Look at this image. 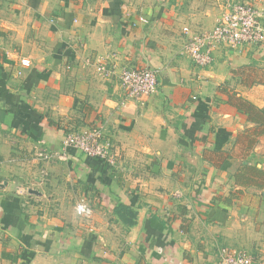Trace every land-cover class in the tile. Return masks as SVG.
<instances>
[{"label":"crops","instance_id":"1","mask_svg":"<svg viewBox=\"0 0 264 264\" xmlns=\"http://www.w3.org/2000/svg\"><path fill=\"white\" fill-rule=\"evenodd\" d=\"M226 1L0 0V264H215L222 245L243 250L246 222L264 224V127L232 85L264 75V44L221 47L208 67L185 51L184 28L212 30ZM99 58L112 76L86 65ZM136 67L158 74L142 101L120 80ZM96 127L115 166L73 147L32 160Z\"/></svg>","mask_w":264,"mask_h":264},{"label":"built area","instance_id":"2","mask_svg":"<svg viewBox=\"0 0 264 264\" xmlns=\"http://www.w3.org/2000/svg\"><path fill=\"white\" fill-rule=\"evenodd\" d=\"M184 34L187 36L185 51L188 56L198 66L208 67L213 63V53L221 47L238 49L264 44V9L242 0H227L225 9L212 30L193 34L186 27ZM22 64L30 66L31 61L23 59ZM86 65H95L96 71L105 77L112 76L116 70L101 58L87 59ZM120 80L127 96L136 101H142L158 89L157 71L149 67L124 68L120 73ZM69 147L80 150L88 157L100 158L116 165L112 144L97 127L84 133L66 135L63 140V153L41 150L32 160L39 163L56 157L64 158V151ZM77 211L85 220H91L94 216V209L86 198L77 202ZM217 264H253V258L242 250L224 247L220 250Z\"/></svg>","mask_w":264,"mask_h":264},{"label":"rangeland","instance_id":"3","mask_svg":"<svg viewBox=\"0 0 264 264\" xmlns=\"http://www.w3.org/2000/svg\"><path fill=\"white\" fill-rule=\"evenodd\" d=\"M256 71V68L250 67L247 80L243 79L240 83L231 84L232 89L236 90L237 94L252 103L264 101V88L261 87L263 86L262 82H264V75L261 76L260 74H257ZM257 144L262 147L260 151L264 153V142L259 140ZM262 156H264V154H262ZM252 161L260 162V160L256 161V159H252ZM178 195L182 196L180 193H178ZM259 222L260 223L257 224L256 227L254 226L253 219H249L246 222L247 227H249V229L246 228V230H250L251 232L247 231L245 234L246 246L242 251L246 252L253 258V264H264V224L261 221ZM231 246L233 247V245L230 244L222 245L219 248L215 264L219 261L220 250L224 247L231 248Z\"/></svg>","mask_w":264,"mask_h":264},{"label":"trees","instance_id":"4","mask_svg":"<svg viewBox=\"0 0 264 264\" xmlns=\"http://www.w3.org/2000/svg\"><path fill=\"white\" fill-rule=\"evenodd\" d=\"M233 96L232 99L234 100L232 103L238 109L240 114L246 115L250 122L264 127V108H259L251 101L241 96L238 97L237 94H234ZM262 134H264V130L262 131ZM236 180H238L237 177ZM115 214L126 228L131 229L137 225L138 213L131 207L119 204L115 209Z\"/></svg>","mask_w":264,"mask_h":264},{"label":"water","instance_id":"5","mask_svg":"<svg viewBox=\"0 0 264 264\" xmlns=\"http://www.w3.org/2000/svg\"><path fill=\"white\" fill-rule=\"evenodd\" d=\"M29 193H31V194H40L38 191H35V190H30Z\"/></svg>","mask_w":264,"mask_h":264}]
</instances>
